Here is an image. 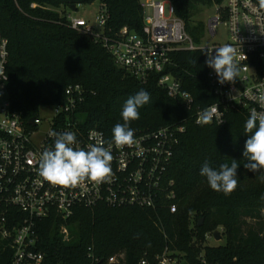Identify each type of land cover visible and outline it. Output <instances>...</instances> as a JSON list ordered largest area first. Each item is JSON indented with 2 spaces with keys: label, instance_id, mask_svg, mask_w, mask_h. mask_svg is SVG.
<instances>
[{
  "label": "trees",
  "instance_id": "trees-1",
  "mask_svg": "<svg viewBox=\"0 0 264 264\" xmlns=\"http://www.w3.org/2000/svg\"><path fill=\"white\" fill-rule=\"evenodd\" d=\"M94 1H100L101 9L108 12V36L123 28L143 33L141 0H0V29L9 40L11 108L29 122L41 108L62 104L66 89L80 84L86 90L78 111L84 126L112 139L114 125L123 123L125 101L140 90L147 91L151 102L130 123L134 133L184 128L169 166L178 210L172 214L167 207L153 212L98 205L78 208L66 221L52 215L37 223V249L48 264H91L90 253L104 262L123 253L125 264H140L143 259L155 264L166 250L179 264H201L200 257L211 264H264V183L259 173L244 167L243 151L250 135L244 133L248 112L236 107L227 112L222 125L196 124L195 108L217 101L207 81V52L180 51L172 56L174 75L195 100L189 109L170 97L156 77L140 82L116 65L101 40L71 26L66 11ZM165 1L174 6L176 17L196 44H201L205 25L193 20L195 13L201 7H221L226 2ZM232 159L240 164L237 189L230 195L212 190L199 174L202 165L208 161L218 167ZM216 231L224 244H210L208 236L214 240ZM64 235L70 240H64ZM12 259L13 250L0 234V264H11Z\"/></svg>",
  "mask_w": 264,
  "mask_h": 264
},
{
  "label": "built area",
  "instance_id": "built-area-1",
  "mask_svg": "<svg viewBox=\"0 0 264 264\" xmlns=\"http://www.w3.org/2000/svg\"><path fill=\"white\" fill-rule=\"evenodd\" d=\"M144 29L142 34L123 28L115 36L106 34L108 12L101 9L100 31L84 19L68 17L71 26L85 34L101 40L115 63L135 79L146 83L157 78L160 87L170 97L193 109V96L183 90L182 80L174 75L173 54L180 51L203 50L208 53L215 48L230 44L237 49L239 75L234 84L218 83L213 69H209L207 81L211 95L217 99L218 118L211 124L222 125L227 112L236 107L244 108L248 114L255 109L264 112V4L261 0H226L219 7L218 16L208 23L211 38L217 35L221 25L228 29L229 38L221 45L209 43L205 47L196 44L188 35L184 23L176 17L174 6L165 0L142 3ZM166 6L169 7L167 15ZM151 10V15L146 10ZM1 22V21H0ZM9 40L0 29V234L13 250L11 264H48L46 256L37 249L39 234L37 223L50 216L67 220L81 207L105 205L113 209L139 208L159 212L167 207L177 213L175 181L169 178V166L173 151L183 134L182 127H166L155 132L134 133L132 146L111 147L113 155V178L110 183L96 184L91 181L65 188L44 181L38 174L39 155L53 147L54 138L49 132L76 134V147L87 148L95 140L90 134L101 133L108 146L106 135L96 129L88 130L78 115L86 99V90L80 84L70 85L65 91L62 104L49 106L53 115H39L26 122L13 111L8 93ZM188 93L191 102L185 98ZM207 107L197 106L194 118ZM41 110V109H40ZM31 120V121H32ZM221 121H223L221 123ZM201 125V124H198ZM45 127V128H43ZM66 232V230H64ZM209 238V241L213 238ZM91 264H125V254L110 257L106 262L89 254ZM155 264H179L166 250L158 255ZM201 264H211L200 257ZM140 264H149L143 259Z\"/></svg>",
  "mask_w": 264,
  "mask_h": 264
},
{
  "label": "clouds",
  "instance_id": "clouds-1",
  "mask_svg": "<svg viewBox=\"0 0 264 264\" xmlns=\"http://www.w3.org/2000/svg\"><path fill=\"white\" fill-rule=\"evenodd\" d=\"M264 4V0H261ZM206 65L213 69L218 83L234 84L239 75L238 52L235 47L225 44L207 53ZM185 98L191 102L190 95L185 93ZM264 102V96L260 97ZM151 102L150 94L140 90L130 96L122 107L123 123H117L112 129V139L105 146L101 133L93 131L90 137L95 140L87 148L76 147L77 137L71 131L58 133L49 132L54 138L53 147L45 149L38 158V174L46 182L65 188H74L85 181L96 184L110 183L113 178L111 153L112 145L118 148L132 146L135 143L134 129L130 127L132 121L140 118L139 109ZM219 108L213 105L204 108L199 114L197 123L211 124L218 118ZM223 121H221L222 123ZM244 133L250 134L245 142L243 157L247 161L244 167L251 172L259 173V179L264 183V112L253 109L244 124ZM240 164L232 159L231 163L224 162L218 167H213L205 161L200 169V176L204 177L209 187L225 195H230L238 187L237 170ZM264 200V196L261 197ZM264 214V208L261 209Z\"/></svg>",
  "mask_w": 264,
  "mask_h": 264
},
{
  "label": "rangeland",
  "instance_id": "rangeland-1",
  "mask_svg": "<svg viewBox=\"0 0 264 264\" xmlns=\"http://www.w3.org/2000/svg\"><path fill=\"white\" fill-rule=\"evenodd\" d=\"M148 1H154V0H141L142 3H147ZM63 12V10H60ZM67 14L72 18V19H84L89 25L92 27L96 28L97 31H100V25H99V16L101 13V2L100 1H94L90 4L86 5H80L77 10H67ZM166 12L167 15L169 14V7L166 6ZM146 14L151 15V10L147 9ZM219 14V7L218 6H212V7H201L199 12H196L193 20L195 22H202L205 25V31L203 33V38L201 41V45L205 47L209 43H220L223 45L226 43V41L229 38L228 34V29L226 26L221 25L218 30H217V35L214 39L211 38V35L209 34L208 31V23L209 21L218 16ZM3 102V98L0 97V104ZM53 115V108L51 107H43L40 110V116L42 118H49ZM45 128V127H43ZM64 240L69 241L70 237L67 235H64ZM225 240L221 241H215L211 240L210 244L211 245H219V244H224ZM179 261V260H178Z\"/></svg>",
  "mask_w": 264,
  "mask_h": 264
},
{
  "label": "water",
  "instance_id": "water-1",
  "mask_svg": "<svg viewBox=\"0 0 264 264\" xmlns=\"http://www.w3.org/2000/svg\"><path fill=\"white\" fill-rule=\"evenodd\" d=\"M76 9H78V7H73V10H76ZM30 123H33V120L30 121ZM214 239H215V241H218V242L221 241L222 236H221V233L219 231H216L214 233Z\"/></svg>",
  "mask_w": 264,
  "mask_h": 264
}]
</instances>
